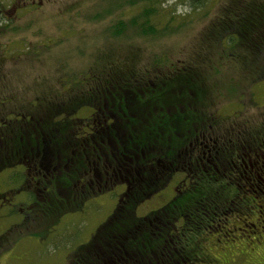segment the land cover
Returning a JSON list of instances; mask_svg holds the SVG:
<instances>
[{"label": "trees", "instance_id": "trees-1", "mask_svg": "<svg viewBox=\"0 0 264 264\" xmlns=\"http://www.w3.org/2000/svg\"><path fill=\"white\" fill-rule=\"evenodd\" d=\"M150 1L127 0L139 6L138 14L117 23L114 31L123 34L132 23L140 31L135 37L171 32L168 26L157 29L160 22ZM189 2L200 10L208 0ZM214 9L204 33L207 41L194 48L205 59L182 63L183 74L166 75L163 68L173 64L165 58L144 68L134 58L132 69L126 64L102 85L95 83V65L59 78V90L49 92L54 97L41 99L38 107L0 103V175L19 171L14 182L22 183L21 191L35 203L44 225L80 212L121 183L128 185L111 218L88 245L69 256L68 264H189L201 250L200 244L194 246L200 233L224 220L227 210L247 204L241 180L262 131L241 114L232 120L211 111L214 88L207 89V77L194 66L208 64L215 88L221 75L213 73L225 66L228 72L248 69L253 85L263 81L264 0H220ZM177 79L182 87L161 88ZM67 81L71 87L64 88ZM84 109L88 111L80 115ZM179 173L186 174L182 191L160 210L138 217V207ZM6 246L1 236L0 254Z\"/></svg>", "mask_w": 264, "mask_h": 264}, {"label": "rangeland", "instance_id": "rangeland-1", "mask_svg": "<svg viewBox=\"0 0 264 264\" xmlns=\"http://www.w3.org/2000/svg\"><path fill=\"white\" fill-rule=\"evenodd\" d=\"M219 1L208 0L196 10L189 0H151L160 22L157 29L161 32L168 26L171 32L142 38L135 37L140 31L131 28L132 23L123 34L114 31L117 23H127L138 14L139 6H131L127 0H0V103L20 109L28 104L38 107L41 99L54 97L49 92L59 90V78L87 72L95 65V83L102 85L104 78L120 75L126 64L132 69L134 58L140 68L165 58L173 64L163 68L166 75L183 74L182 63L190 58L205 59L194 48L207 41L204 33ZM194 67L207 77V89L214 88L209 92L214 101L210 110H219L220 116L232 120H239L235 119L239 114L253 120L262 137L254 143L259 147L248 158L241 180L247 204L241 203L242 210L236 206L227 210L224 220L200 233L194 246L200 244L201 250L193 253L194 262L189 264H264V80L253 85L248 82V69L236 67L228 72L225 66L213 73L217 78L221 75L215 88L213 78H208L212 75L208 64ZM83 82L84 78L80 83L86 88ZM182 83L177 79L161 88H180ZM69 87L67 81L64 88ZM18 173L8 170L0 175V202L4 196L10 200L0 203V208L5 205L0 210V237L8 247L0 254V264H68L69 256L88 245L111 218L126 191L121 183L90 200L80 212L64 216L55 225L54 219L46 220L44 225L33 209L35 203L21 191L22 183L14 182ZM183 175L176 174L163 191L148 197L138 207L137 216L146 217L169 204L183 189Z\"/></svg>", "mask_w": 264, "mask_h": 264}, {"label": "flooded vegetation", "instance_id": "flooded-vegetation-1", "mask_svg": "<svg viewBox=\"0 0 264 264\" xmlns=\"http://www.w3.org/2000/svg\"><path fill=\"white\" fill-rule=\"evenodd\" d=\"M23 7H25V6H23ZM30 171H31V170H30ZM122 185H123V184H122ZM124 185L126 186V191H125V193H126L127 190H128V185H127V183H124ZM118 186H119V185H118ZM125 193H124V194H125ZM0 194H1V193H0ZM124 194H123V195H124ZM1 195H2V194H1ZM99 196H100V195H99ZM97 197H98V196H96V197H94V198H97ZM94 198H93V199H94ZM93 199H92V200H93ZM8 200H9V199H8V196H4L0 203H2L3 201H8ZM9 201H10V200H9ZM86 204H87V203H86ZM4 206H5V205L2 204V205H1V208H4ZM1 208H0V210H1ZM150 214H151V213H150ZM150 214H149V215H150ZM25 216H26V219H27V218H28V217H27V214H25ZM25 216H24V217H25ZM146 217H147V216H146ZM143 218H145V217H143ZM40 233H41V232H40ZM41 234H42V233H41ZM37 236H38V235H37ZM38 237H39V236H38Z\"/></svg>", "mask_w": 264, "mask_h": 264}]
</instances>
